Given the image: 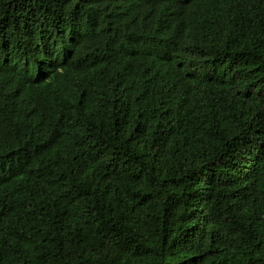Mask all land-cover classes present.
<instances>
[{
	"label": "trees",
	"instance_id": "1",
	"mask_svg": "<svg viewBox=\"0 0 264 264\" xmlns=\"http://www.w3.org/2000/svg\"><path fill=\"white\" fill-rule=\"evenodd\" d=\"M0 264H264V0H0Z\"/></svg>",
	"mask_w": 264,
	"mask_h": 264
}]
</instances>
